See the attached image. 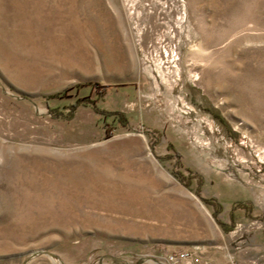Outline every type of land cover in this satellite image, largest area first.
Listing matches in <instances>:
<instances>
[{"label":"rangeland","instance_id":"rangeland-1","mask_svg":"<svg viewBox=\"0 0 264 264\" xmlns=\"http://www.w3.org/2000/svg\"><path fill=\"white\" fill-rule=\"evenodd\" d=\"M260 230L264 0H0V264L221 262Z\"/></svg>","mask_w":264,"mask_h":264},{"label":"crops","instance_id":"crops-1","mask_svg":"<svg viewBox=\"0 0 264 264\" xmlns=\"http://www.w3.org/2000/svg\"><path fill=\"white\" fill-rule=\"evenodd\" d=\"M239 238L241 240L238 242L236 251L228 253L221 262L217 263L225 264L229 256H232L239 264H253V260L258 264H264V230L255 231L248 236L241 234Z\"/></svg>","mask_w":264,"mask_h":264},{"label":"built area","instance_id":"built-area-1","mask_svg":"<svg viewBox=\"0 0 264 264\" xmlns=\"http://www.w3.org/2000/svg\"><path fill=\"white\" fill-rule=\"evenodd\" d=\"M160 264H221L217 262H208L201 259L200 257H195L189 252H166L160 259ZM225 264H239L236 262L232 256H229L228 261ZM253 264H258L253 260Z\"/></svg>","mask_w":264,"mask_h":264},{"label":"trees","instance_id":"trees-1","mask_svg":"<svg viewBox=\"0 0 264 264\" xmlns=\"http://www.w3.org/2000/svg\"><path fill=\"white\" fill-rule=\"evenodd\" d=\"M57 97H60V96H58V94H54V95L48 96V99H53V98H57ZM83 102L85 103V102H87V100L85 98H81V99L77 100L76 103L73 105V108L77 107L78 105L82 104ZM210 201H213V200H209L208 203H211Z\"/></svg>","mask_w":264,"mask_h":264}]
</instances>
